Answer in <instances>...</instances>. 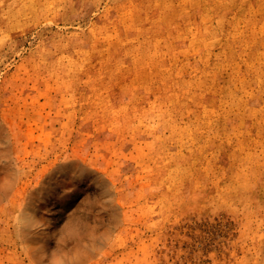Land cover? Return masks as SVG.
<instances>
[{
	"label": "rangeland",
	"instance_id": "obj_1",
	"mask_svg": "<svg viewBox=\"0 0 264 264\" xmlns=\"http://www.w3.org/2000/svg\"><path fill=\"white\" fill-rule=\"evenodd\" d=\"M0 264H264V0H0Z\"/></svg>",
	"mask_w": 264,
	"mask_h": 264
}]
</instances>
